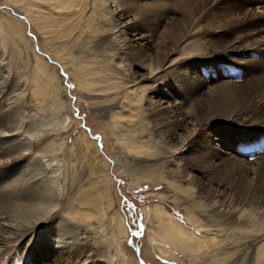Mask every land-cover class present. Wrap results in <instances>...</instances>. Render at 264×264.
I'll use <instances>...</instances> for the list:
<instances>
[{
    "label": "bare ground",
    "instance_id": "6f19581e",
    "mask_svg": "<svg viewBox=\"0 0 264 264\" xmlns=\"http://www.w3.org/2000/svg\"><path fill=\"white\" fill-rule=\"evenodd\" d=\"M7 1L18 6L20 11L18 15L31 19L46 35L47 41L51 43V51H55V61L69 63L72 66L73 81L79 86L80 92H83L91 114L107 120L115 141L121 145L122 153L127 156L126 160L122 161L124 164L121 169L129 171L132 181L143 177L153 182L163 181L177 198L192 204L193 212L186 214L185 219L199 233L169 214L158 204L159 202L153 204L147 225L153 238L152 250L166 258L170 255L175 256L174 248L179 244L194 264H264V157L253 166L243 164L238 158L232 160L231 166L237 168L238 177H235L233 172L229 173L213 164L212 156H215L213 153H205L210 142L207 133L194 142L198 130L211 119H215L213 120L215 123L230 119L238 126L250 127L252 130L259 127L257 133H264V99L258 101V105L253 109L249 105L257 96L251 91H246L239 104L236 103L225 113L205 107L202 98L197 97L191 106L187 105V111L181 118H178V113L173 114L170 110H164L163 113H170L168 117L171 116L172 119L164 118L160 121V115L163 114L160 111V104L154 102L148 93L151 84L142 82L141 78L144 77L139 78L131 70L133 66H137L148 72L149 78H153L157 74L156 70L162 69L158 67L157 61L161 59L159 54L154 59H151L149 53L142 55L141 46L136 44L135 39L130 38V35H135L132 31L138 30V25L145 26L137 34L139 38H142V35L144 37L145 33L152 34V27L155 24L154 20H149L150 16L151 14L155 16L156 12L161 10L157 11L156 7V9L152 7L153 0ZM184 1L185 7L190 9L193 3L200 0ZM125 8L128 9L127 14L133 17V22L118 21L123 17L121 11ZM118 9L120 13L117 12ZM180 11L179 9V13ZM9 18L10 16L0 15L2 42L12 45L6 65L16 64L17 61L18 63L31 61L32 64L26 73L25 86L19 89L20 92H14L15 87L12 88L9 73L0 66V139H7L6 135L9 133L21 130L24 118L32 107L34 108L32 111L43 112L47 104L54 109L51 120L55 122L45 123L47 130L39 128L37 134L58 130L61 126L50 127L69 114L65 107L68 100L66 101L67 97L62 94L64 87L57 73L59 69L56 70L54 64L47 62L35 49L33 50L29 40L21 38L20 29L15 31L9 24V20L11 21ZM170 20L163 28L170 34V38H174L181 30H177L172 18ZM14 23L18 27V23L15 21ZM233 42L238 43L237 39H233ZM187 77L190 83L195 82L194 74L191 73ZM215 77L221 79L218 73ZM200 81L198 89L190 88V93L195 94V97L204 92L201 90L204 88L207 90L211 85L207 79L206 83ZM27 101L30 103L25 105ZM181 106V103L175 102L173 108ZM241 115L249 117L245 120ZM70 118L71 116L67 117ZM123 123L127 126L124 127ZM186 126L190 127L189 132L183 136L179 135ZM34 134L24 133L22 138L16 139L17 146L20 147L13 151L8 146L13 143L6 140L5 156L9 158L13 154L29 150ZM143 134H147L150 140L142 139ZM170 140L175 141L173 145L169 143ZM193 142L198 147L197 155L193 159L188 157L187 159L191 160L188 163H179L177 159L181 155V149L187 150L189 144ZM51 143L58 144L59 148L63 146L62 142ZM164 148L166 149L163 150ZM214 151L216 152V149ZM252 152L256 154L257 151ZM41 159L44 162H40L39 165L37 163L35 169L39 174H44L47 169L53 170L54 179L60 166L67 162L63 152L51 154L49 158L43 155ZM90 159L92 172L102 169L103 162L100 156L91 155ZM168 161L176 163L173 170L166 166ZM191 163L209 170L211 175L207 185L200 186L194 178L196 170L191 167ZM225 166L229 168L230 165ZM60 173L63 177L60 184L61 194L53 191L54 183L48 180L50 177L48 175L46 180H41L39 188L47 190H41L32 198L23 196L24 194L16 195L15 199L18 201L7 202L9 205L1 208L6 214L14 210L17 218L8 221L6 216L0 213V249L10 237L45 221L63 201L67 200L63 195L70 180H66V173L63 170ZM247 173L253 175L249 181L245 180ZM42 176L45 177L44 175L40 177ZM219 185H223L226 192L220 191ZM240 185L243 186L238 190L237 186ZM206 193L210 194V197H205ZM73 199L70 206L64 210V214L68 220L80 225L81 228L71 227L65 220L66 228L58 232L62 243L80 246L82 233L96 234L112 243L115 257L122 258L117 241L126 236L127 227L123 215L117 211L116 200L110 192L106 175L102 173L101 178L89 182L88 187L80 188ZM247 217L251 218L245 226L244 219ZM236 226L238 229L232 231L231 228ZM85 253L79 264H92L94 260L92 254ZM67 257L69 258V255Z\"/></svg>",
    "mask_w": 264,
    "mask_h": 264
},
{
    "label": "rangeland",
    "instance_id": "374dc122",
    "mask_svg": "<svg viewBox=\"0 0 264 264\" xmlns=\"http://www.w3.org/2000/svg\"><path fill=\"white\" fill-rule=\"evenodd\" d=\"M147 1L152 2V0ZM153 2L154 6L152 7H156L157 11L161 10L156 12L155 16L154 14L150 16L149 20H154L155 24L152 27V34L145 33L144 37L142 35V38H139L137 34L145 26L138 25V30L132 31L135 35H130V38L131 40L135 39L136 44L141 46L142 55L149 53L151 59H154L159 54L161 59L157 62L158 67L162 69L156 70L157 74L153 78H149V73L137 66H133L131 70L139 78L144 77L141 78L142 82L151 84L148 93L154 102L160 104L162 113L164 110H170L173 114L174 112L178 113V118H181L187 111V105L191 106L197 97L202 98L205 107L208 106L225 113L232 109L236 103L239 104L246 91H251L257 96L249 105L253 109L255 105H258V101L264 99V0H200L198 3H193L190 9L185 7L184 0H153ZM127 11V8L121 11L123 17H120L118 21L127 23H129L128 20L134 21ZM18 12H20L18 6L10 4L7 0H0V15L10 16L9 24L14 30L20 29L21 38L29 40L32 46L29 45L33 50L35 49L47 62L54 64L56 70L59 69L57 73L61 77L64 87L62 94L67 97L66 101L68 100L65 107L71 118L67 119L68 116H64L56 125L54 123L50 127L61 126L58 130L37 134L39 128L47 130L44 126L45 123L55 122V120H51L54 116V109L47 104L43 112H36L32 111L34 109L32 107L24 118L22 129L9 133L6 135L7 139H0V213L6 216L8 221H14L17 218L15 211L6 214L1 208L8 206L7 202L18 201L15 199L16 195L24 194L23 196L32 198L41 190H47L39 188L42 184L41 180H46L48 175H50L48 180L54 183L53 191L59 194L62 191L61 170L66 173V180H70V184L65 186L63 195L67 200L63 201L62 205L52 212L45 221L38 226L27 228L25 232H20L7 240L0 249V264H79L83 256L86 255L85 252L92 254L94 259L92 264H194L191 263L188 258L190 256L182 251L179 244L174 248L175 256L170 255L165 258L157 254L152 250L153 238L147 227L150 209L154 203L159 202L158 204L165 208L169 214L199 233L185 219L186 214L193 212L192 204L177 198V195L172 193L163 181L153 182L149 179L146 180L145 177L132 181L129 171L121 169L124 164L122 161L126 160L127 156L122 153L121 145L115 141L107 120L91 114L83 92H80L79 86L73 81L72 66L69 63L63 64L60 61H55V51H51V43L47 41L46 35L37 28L36 23L28 17L18 15ZM171 18L176 23L177 30H181L174 38H170V34L163 28L168 20L171 21ZM14 21L20 28L15 26ZM233 39H237L238 43H234ZM2 43L0 36V66L9 73L12 88L15 87L14 92H17L25 86L26 73L32 63L31 61L27 63H21V61L18 63L17 61L16 64L6 65L12 45ZM134 43L132 42V44ZM233 50L237 52H232ZM191 73L196 76L195 82L192 83L187 77ZM216 73L221 79H216ZM206 79L211 83L209 89L204 88L201 90L204 92L196 97L195 94L190 93L193 87L199 88L200 80L206 83ZM175 102L181 103L182 106L177 109L173 108ZM29 103L27 101L25 105ZM169 115L170 113H163L159 120L172 119L171 116L168 117ZM242 116L245 120L249 117V115ZM213 120L215 119H211L198 130L194 142L200 139L201 135L207 133L210 142L207 144L204 141L207 144L205 153L211 152L215 155L212 156L215 166L224 168L229 173L233 172L234 176L238 177L237 168L231 166L232 160L238 158L243 164L252 166L256 162H260L264 157V133H257L259 127L252 130L250 127L238 126L230 119L217 123ZM123 126L127 125L123 123ZM189 128L188 126L183 128L179 135L187 134ZM28 132L35 133L31 148L7 158L4 148L7 142L5 141L13 143L8 145L13 151L20 147L17 146L16 139L22 138L24 133ZM143 135L142 139L150 140L147 134ZM52 141L62 142L63 146L59 148V145L52 144ZM173 142L175 141H169L171 145ZM194 142L189 144L187 150L181 149V155L177 159L179 163H188L191 161L187 159L188 157L193 159L197 155L198 147L194 145ZM19 144L22 145V143ZM252 151L257 152L255 154ZM62 152L67 162L62 164L56 172V179L52 176L53 170L51 169H47L44 174H39L36 164L44 162L41 159L43 155L49 158L51 154ZM252 153H254L253 156ZM91 155L100 156L103 162L102 169L91 171L89 164ZM175 164L174 161H168L166 166L173 170ZM225 164L230 165L229 168ZM191 167L196 170L194 178L200 186L207 185L211 175L209 170L204 167H196L195 164H192ZM28 169L34 170L29 171ZM102 173L109 180L110 192L116 200L117 211L123 215L127 227L126 236L117 241L122 252V258L118 259L114 254V245L96 234L82 233L80 246H73L72 243L69 245L62 243L58 233L60 229L66 228L65 220L71 227L81 228L80 225H75L74 222L67 219L64 210L73 202V198L80 188L88 187L89 182L101 178ZM41 175L46 178L40 177ZM246 178L245 180L249 181L253 175L247 173ZM16 186H19L18 189ZM241 186L243 185L237 186L238 190ZM219 188L220 191L226 192L223 185H219ZM204 195L210 197L208 193ZM250 218L244 219L245 226L249 223ZM237 229V226L231 228L232 231ZM203 231L205 230L203 229Z\"/></svg>",
    "mask_w": 264,
    "mask_h": 264
},
{
    "label": "snow or ice",
    "instance_id": "6c2138e0",
    "mask_svg": "<svg viewBox=\"0 0 264 264\" xmlns=\"http://www.w3.org/2000/svg\"><path fill=\"white\" fill-rule=\"evenodd\" d=\"M137 234H139V233H137Z\"/></svg>",
    "mask_w": 264,
    "mask_h": 264
}]
</instances>
